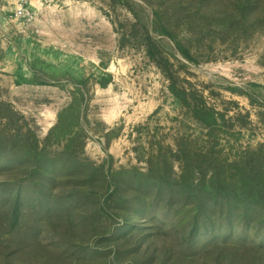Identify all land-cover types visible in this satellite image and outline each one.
I'll return each instance as SVG.
<instances>
[{
    "label": "rangeland",
    "instance_id": "374dc122",
    "mask_svg": "<svg viewBox=\"0 0 264 264\" xmlns=\"http://www.w3.org/2000/svg\"><path fill=\"white\" fill-rule=\"evenodd\" d=\"M0 264H264V0H0Z\"/></svg>",
    "mask_w": 264,
    "mask_h": 264
},
{
    "label": "trees",
    "instance_id": "16d2710c",
    "mask_svg": "<svg viewBox=\"0 0 264 264\" xmlns=\"http://www.w3.org/2000/svg\"><path fill=\"white\" fill-rule=\"evenodd\" d=\"M122 172H125V171L123 170V171L116 172L114 174V177L119 176ZM152 174H153V169H150L148 171V173L140 172V177L143 176L145 178L144 185L148 184V187H150L151 194H153L154 192L162 191L164 194L167 195L166 197H167L168 202L173 205V201H174V199L176 197L174 195L173 188L168 186L167 182L163 186H160L159 184L150 181V178H151ZM171 179L172 178L170 177V180ZM224 185L225 184H222L218 188L223 187ZM188 193L189 192H187V194L184 193L183 196L184 197L189 196ZM138 194L142 195L140 191H138L137 193L135 192L134 195L137 196ZM181 199H183V198H181ZM185 200L190 201V205H196L198 207V209H199L198 214H196L194 216L193 220H192V223H191L193 225L192 226V230H197V229H199L201 227L199 222L201 221L202 218L205 219V223L204 224H205L206 227H214L216 225V222L214 221V218L211 217V212H210L211 209H208L204 205L205 202L203 201V199H201L198 196H196V198H194V199H185ZM249 201H250V193L248 194V197L243 199V204L250 203ZM184 202L187 203V201H184ZM204 211H209V213H205Z\"/></svg>",
    "mask_w": 264,
    "mask_h": 264
}]
</instances>
